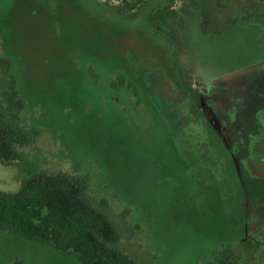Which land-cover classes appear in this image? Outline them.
I'll list each match as a JSON object with an SVG mask.
<instances>
[{
    "label": "rangeland",
    "instance_id": "374dc122",
    "mask_svg": "<svg viewBox=\"0 0 264 264\" xmlns=\"http://www.w3.org/2000/svg\"><path fill=\"white\" fill-rule=\"evenodd\" d=\"M0 107L1 191L66 174L139 264H264L263 0H0ZM0 264L85 263L3 231Z\"/></svg>",
    "mask_w": 264,
    "mask_h": 264
},
{
    "label": "trees",
    "instance_id": "16d2710c",
    "mask_svg": "<svg viewBox=\"0 0 264 264\" xmlns=\"http://www.w3.org/2000/svg\"><path fill=\"white\" fill-rule=\"evenodd\" d=\"M158 26L174 43L170 32ZM30 143L29 130L10 121L0 107L2 161L15 163ZM3 231L23 232L51 243L65 253L77 254L85 264H139L119 249L122 235L113 219L88 198L85 181L66 174H37L17 193L0 190V232ZM210 264L243 263L240 256L224 251Z\"/></svg>",
    "mask_w": 264,
    "mask_h": 264
}]
</instances>
